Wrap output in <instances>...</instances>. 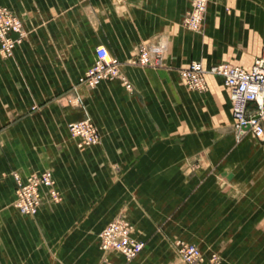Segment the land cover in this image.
<instances>
[{
    "label": "crops",
    "instance_id": "crops-1",
    "mask_svg": "<svg viewBox=\"0 0 264 264\" xmlns=\"http://www.w3.org/2000/svg\"><path fill=\"white\" fill-rule=\"evenodd\" d=\"M21 39L0 56V264H184L170 240L198 244L219 264H264V134L236 136L227 90L205 75L189 90L178 69L264 57V0H206L196 31L181 27L190 0H0ZM163 45L157 66L129 63ZM120 79L77 83L96 47ZM89 118L96 143L67 130ZM48 169L60 198L43 195L29 231L12 205V171ZM115 216L141 250L80 245ZM79 240V245H77ZM94 248V250H92ZM94 252L95 259L82 256ZM77 256L81 258L77 259Z\"/></svg>",
    "mask_w": 264,
    "mask_h": 264
},
{
    "label": "built area",
    "instance_id": "built-area-1",
    "mask_svg": "<svg viewBox=\"0 0 264 264\" xmlns=\"http://www.w3.org/2000/svg\"><path fill=\"white\" fill-rule=\"evenodd\" d=\"M206 0H191L190 8L181 20V25L196 30L201 22ZM22 35L18 18L6 7L0 6V56L8 57ZM163 52V45L141 44L135 56L129 61L142 66H157ZM119 61L108 55L98 46L94 50V59L77 83L93 87L102 81L120 78L123 86L129 89L119 74ZM184 85L191 90L205 89V75L221 79L227 90L231 126L236 136L250 132L260 138L264 134V57L256 58L248 69L237 65L219 62L203 67L200 61L191 60L177 71ZM68 133L75 138L77 146L91 145L97 142L99 134L89 118L72 121L67 124ZM14 197L12 205L21 214H33L37 211L44 194L52 200L59 197L54 186L52 173L48 169L24 176L12 172ZM101 249H115L125 261H129L141 250L143 241L129 234V225L121 217L106 222L98 232ZM175 250L184 264H218V256L211 252L203 256L199 248L191 242L176 240Z\"/></svg>",
    "mask_w": 264,
    "mask_h": 264
},
{
    "label": "rangeland",
    "instance_id": "rangeland-1",
    "mask_svg": "<svg viewBox=\"0 0 264 264\" xmlns=\"http://www.w3.org/2000/svg\"><path fill=\"white\" fill-rule=\"evenodd\" d=\"M190 2H191V0H190ZM183 18V17H182ZM182 18H181V20H182ZM180 25H181V21H180ZM181 27L182 28H184V29H186V30H189V31H196V30H191V29H188V28H186V27H184V26H182L181 25ZM114 79H120V78H114ZM111 80H113V79H111ZM121 80V79H120ZM109 81V80H108ZM129 85V84H128ZM189 90H191V89H189ZM195 91V90H194ZM13 172V171H12ZM11 172V173H12ZM15 172V171H14ZM60 198V196L56 199V200H58ZM35 215H36V212L35 213H33V214H27V215H24V216H27L28 218H29V231H32V230H34L35 229ZM115 217H121V216H115ZM115 217H113V218H115ZM121 218H123V217H121ZM112 219V218H111ZM110 219V220H111ZM123 220L124 221H126V223L129 225V234L131 235V229H132V224L131 223H129L125 218H123ZM108 222V221H107ZM102 228V227H101ZM100 228V229H101ZM100 229H98V230H95V232H93V234H92V238L91 239H87V240H80V245H84V246H87V245H89L90 247H94L95 248V246H96V244H97V238H98V232H99V230ZM132 236V235H131ZM134 238V237H133ZM139 240V239H138ZM176 240H183V241H185V242H189V241H187V240H184V239H180V238H175V239H172V240H170V242H171V245L173 246V248L175 249V242H176ZM142 241V240H141ZM191 243H194L198 248H199V251L201 252V250H200V247L198 246V244H196L195 242H191ZM144 244V243H143ZM77 245H79V240H77ZM98 245H99V238H98ZM89 246H87V247H89ZM94 248H92V250H94ZM108 250V249H107ZM113 250H115V249H113ZM115 251H117V250H115ZM93 252V251H92ZM212 252V251H211ZM210 252V253H211ZM214 253L218 256V264H219V255L217 254V252H215L214 251ZM79 258H81V256H77V259H79ZM82 258H84V259H88V260H92V259H95V255H94V252L93 253H91L90 255H86V256H82ZM132 260V259H131ZM130 261V260H129ZM126 262H128V261H126Z\"/></svg>",
    "mask_w": 264,
    "mask_h": 264
}]
</instances>
